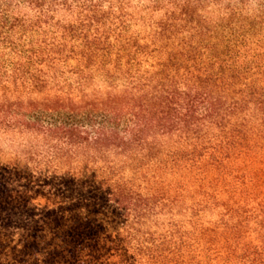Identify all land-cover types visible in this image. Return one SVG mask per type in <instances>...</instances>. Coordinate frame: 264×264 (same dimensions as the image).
<instances>
[{"label":"trees","instance_id":"trees-1","mask_svg":"<svg viewBox=\"0 0 264 264\" xmlns=\"http://www.w3.org/2000/svg\"><path fill=\"white\" fill-rule=\"evenodd\" d=\"M0 264H264V0H0Z\"/></svg>","mask_w":264,"mask_h":264}]
</instances>
